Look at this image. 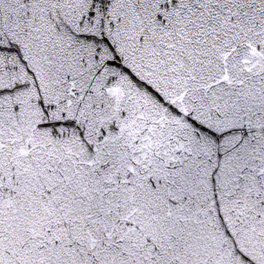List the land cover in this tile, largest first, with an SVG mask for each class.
<instances>
[{"label":"snow or ice","instance_id":"1","mask_svg":"<svg viewBox=\"0 0 264 264\" xmlns=\"http://www.w3.org/2000/svg\"><path fill=\"white\" fill-rule=\"evenodd\" d=\"M0 264H264V0H0Z\"/></svg>","mask_w":264,"mask_h":264}]
</instances>
